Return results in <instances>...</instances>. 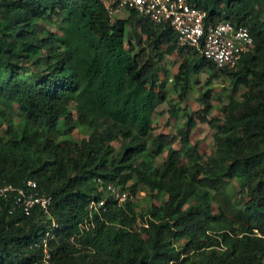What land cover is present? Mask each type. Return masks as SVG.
Returning a JSON list of instances; mask_svg holds the SVG:
<instances>
[{"label":"trees","instance_id":"obj_1","mask_svg":"<svg viewBox=\"0 0 264 264\" xmlns=\"http://www.w3.org/2000/svg\"><path fill=\"white\" fill-rule=\"evenodd\" d=\"M189 2L207 25L250 30L236 67L217 69L135 10L111 18L101 0H0V181L35 180L53 198L49 218L0 197V264H264V0ZM220 76L246 89L218 108L223 118L212 116ZM163 104L176 136L155 133ZM199 124L213 131L207 158L192 141ZM107 184L133 198L145 190V208Z\"/></svg>","mask_w":264,"mask_h":264},{"label":"built area","instance_id":"obj_2","mask_svg":"<svg viewBox=\"0 0 264 264\" xmlns=\"http://www.w3.org/2000/svg\"><path fill=\"white\" fill-rule=\"evenodd\" d=\"M2 1V0H1ZM111 18L123 12L135 10L155 24L169 25L177 36L181 47L196 49L217 69H232L254 46V38L245 26H235L231 21L207 25L206 12L194 7L189 0H101ZM104 192L114 196L120 203L132 198L126 192L117 190L112 184L103 188ZM0 197L11 203V212L19 210L30 216L40 209L44 216L51 218L53 198L40 189L37 181L29 180L24 186H16L0 181ZM104 201H91L89 208L97 210ZM54 228L59 224L52 219ZM49 234H47V237ZM45 244V261L50 258Z\"/></svg>","mask_w":264,"mask_h":264},{"label":"rangeland","instance_id":"obj_3","mask_svg":"<svg viewBox=\"0 0 264 264\" xmlns=\"http://www.w3.org/2000/svg\"><path fill=\"white\" fill-rule=\"evenodd\" d=\"M130 16V12L126 11L122 14L118 15L116 18H128ZM56 31L54 28L52 29ZM167 65L171 69L172 72L176 73L178 71V67L182 62V58L174 54L172 56H169L167 58ZM210 72L207 70H203L199 72L198 74H195L192 76V90L188 97V100L186 102V107L193 111H198L201 109V105L199 102V98L201 93L208 87L207 82L209 80ZM229 80L225 76H220L219 78H216L212 82V88L214 91V95L212 98V102L215 106V110L212 113V116L223 118V115L221 112H219L218 108L220 106L226 105L229 103V101L233 98H240L241 94L246 90L244 87H240L237 91H232L229 87ZM184 106V105H183ZM179 122H177L175 119H171L169 116V106L167 104H163L158 108V115L154 121L155 126V133L156 134H169L171 136L177 135V126ZM73 137L75 140L82 139L83 136L77 133L75 131L73 133ZM192 141H200V153L205 158L212 155L214 150V141H213V131L211 128L206 124H199L196 130L192 133ZM116 147L119 148L120 144L115 143ZM174 147L176 149L180 148V143L178 141L175 142ZM146 191L141 190L140 194L136 197H132V201L138 202L142 207L145 208L146 201ZM105 194L108 195L106 192ZM94 201V200H92Z\"/></svg>","mask_w":264,"mask_h":264}]
</instances>
